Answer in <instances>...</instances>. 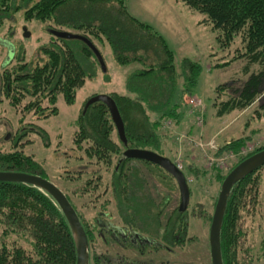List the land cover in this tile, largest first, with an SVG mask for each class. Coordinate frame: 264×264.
<instances>
[{"label": "trees", "instance_id": "16d2710c", "mask_svg": "<svg viewBox=\"0 0 264 264\" xmlns=\"http://www.w3.org/2000/svg\"><path fill=\"white\" fill-rule=\"evenodd\" d=\"M178 1L204 15L202 21L210 24L216 32L215 39L221 49L229 47L239 37L241 46L236 50L239 54L215 66L225 67L239 58H246L250 63L262 66L260 71L251 74L244 82L237 98L221 101L216 114L223 116L236 108L249 106L264 84V0ZM19 10L23 12L25 20L33 19L48 24L53 22L55 26H50L47 30L73 28L75 33L86 37L102 57V50L109 47L117 63L132 66L125 78L124 93L114 91L108 94L114 99L122 117L126 146L118 135V140L112 137L115 126L102 102L91 104L85 113L80 111L78 128L74 131L70 144V150L75 151L79 159L83 153L95 165L90 180L101 167L106 172L112 166L111 195L115 200L126 199V188L123 185L120 187L124 163L136 160L140 163L150 162L126 159L122 152L125 148H142L166 156L161 144V139L166 135L163 130L164 122L171 120L172 124L177 125L181 120L180 96L193 93L201 64L188 58L175 62V54L168 48L162 35L130 14L126 0H0V26L14 11ZM53 37L48 46L41 47V53L45 57L42 64L36 62L33 65L19 53L15 64H7L0 70V102L7 100L13 108L22 104L19 111L24 115L19 117L17 125L22 123L26 113L32 112L37 116L29 126L21 125L16 128L11 149L0 148V171L25 172L48 179L43 163L37 161L32 154L25 153L23 147L31 142L30 135L33 133L46 135L37 121L58 113V97L62 95L66 103L72 104L76 90L83 85L85 77L95 74L94 67L99 62L83 41ZM151 114L154 115L153 118ZM182 138L188 140V145L195 143L192 142L194 138L186 135ZM249 139L246 136L229 141L219 146L215 154L236 153L244 146L249 147ZM263 148L264 139L254 151L240 157L227 170L216 169L215 177L220 185L234 166ZM79 152L81 155H78ZM189 155L186 154L185 158L196 164L198 159ZM114 159L117 161L113 165ZM263 167L264 165L236 182L229 193L220 230L223 264L253 263L252 256H245L250 251L249 247H243L245 229L241 225V219L251 211L255 210L253 214L257 212L255 194L260 182L258 173ZM186 169L188 173L201 172L193 163H188ZM181 171L183 172L182 164ZM98 173L95 178L102 181V176ZM98 185V182L91 185L88 181L82 189L91 190L90 195L96 196ZM62 192L76 211L86 233L89 264H152L119 256L115 260L117 263H114L112 258L92 252L91 242L95 231L83 222L70 195L65 190ZM217 196L218 192L213 198L210 213L206 211V214H200L204 218L208 215L209 222ZM109 202V199H105L103 208ZM176 221L177 224L163 228L164 238L172 235L167 241L172 245L183 242L187 231V221L182 216ZM96 222L94 226L99 231L105 229L114 242L116 236L111 226L99 223L98 219ZM174 228L179 235L177 238L172 234ZM156 240V237L147 239L148 244L143 246L169 250V246L163 247ZM142 247L136 246L139 251ZM260 251L256 258H264V237L260 242ZM0 264H76L75 243L69 224L55 200L38 187L23 182L0 181ZM162 264H168V261H163Z\"/></svg>", "mask_w": 264, "mask_h": 264}, {"label": "rangeland", "instance_id": "374dc122", "mask_svg": "<svg viewBox=\"0 0 264 264\" xmlns=\"http://www.w3.org/2000/svg\"><path fill=\"white\" fill-rule=\"evenodd\" d=\"M126 5L138 20L149 24L162 35L168 48L175 54V62L179 63L182 58H188L202 66L192 89L193 93L180 96L181 120L177 125L172 124L171 120H166L163 128L166 135L161 139L166 156L173 162L182 164L183 172L190 180L188 182L190 198L186 211L178 212L177 183L160 167L137 160L125 162L120 187L123 185V188H126L127 196L124 200L123 198L115 200L111 195L112 166L106 172L102 170L103 167L98 169L91 181L89 177L92 176L91 171L95 165L83 153L79 159L75 151L70 150L74 131L78 128V116L88 98L93 94L125 91V78L132 66L117 63L109 47L102 50L105 71L97 63L94 67L95 74L85 77L83 85L77 88L72 104L66 103L60 95L56 103L58 113L36 120L46 135L33 133L30 135L31 142L27 143L23 150L43 163L47 178L70 195L83 222L88 228L90 226L94 229L92 252L110 257L112 262L119 256L129 260H144L152 264H162L166 260L168 264H211L208 245L210 222L208 215L205 218L202 215L206 214V211L210 213L213 198L220 189V183L215 177L216 169L227 170L240 157L254 151L264 139V84L249 106L236 108L223 116H217L216 111L221 106V101L231 97L237 98L244 82L251 74L260 71L262 66L250 63L246 58L235 59L225 67L215 66L239 54L236 51L241 46L239 37L229 47L221 49L215 39L216 32L210 24L202 21L204 15L192 11L181 1L126 0ZM65 9L67 11V6ZM22 13L21 10L14 11L1 23L0 70L7 64H15V58L19 53L23 55L25 61L33 65L36 62L42 64L45 57L41 53V47L48 46L54 38L47 30L48 27L55 26L53 22L48 24L33 19L25 20ZM24 26L30 32L28 37L23 36ZM63 30L75 31L73 28L67 30V27H63ZM191 99H197L201 104L192 114ZM21 106L22 104L13 108L7 100L0 102L2 150L11 149L12 137L18 126H29L37 117L32 112L26 113L22 123L17 125L19 117L24 115L19 111ZM195 113L196 117L201 116L203 119L201 127L196 125ZM150 116L153 118L154 115ZM6 134H9L7 139ZM185 135L194 138L192 142L197 140L205 144L211 142L215 146L212 148L207 145L202 149L194 143L188 145L186 143L188 140L182 138ZM246 136L250 137L249 147L244 146L236 153L226 152L219 156L215 154L219 146ZM112 137L118 140L115 129L112 131ZM186 154L198 159L197 163L189 162L185 158ZM78 155H81V152ZM116 161L114 159L113 165ZM188 163H193L201 172L188 173L186 169ZM78 169L81 172L78 173ZM98 172L102 176V181L95 178L99 175ZM258 176L260 182L255 194L257 212L253 214L255 210L251 211L241 219V225L245 229L243 247H249L250 251L249 253L245 251V256H252V264H264L263 256L256 258L261 252L260 242L264 237V167ZM88 181L91 185L99 183L96 196L90 195L91 190L82 189ZM105 199H109L110 202L103 208ZM181 216L187 221L186 235L183 242L172 245L167 242L172 235L164 238L163 228L166 225L168 228L177 224L176 220ZM97 219L99 223L111 226L112 229H131L149 240L156 237V242L163 244V247L169 246V250L154 249L147 245L139 251L136 246L129 242L125 243L119 234L113 238V242L105 229L99 231V228L94 226ZM175 231L174 228L172 234L177 238L179 235Z\"/></svg>", "mask_w": 264, "mask_h": 264}, {"label": "water", "instance_id": "95a60500", "mask_svg": "<svg viewBox=\"0 0 264 264\" xmlns=\"http://www.w3.org/2000/svg\"><path fill=\"white\" fill-rule=\"evenodd\" d=\"M22 31L24 37H28L30 35V32L25 26L22 27ZM48 32L57 38L78 39L83 41L93 51L102 70L105 71V62L102 55L86 37L64 30L49 29ZM95 102H102L106 105L111 120L115 126L117 135L124 146H126L127 139L124 130V123L114 99L108 94H95L88 98L84 104L82 113H85L86 109ZM8 135L9 134H6V139L8 138ZM122 156L126 159L128 158L148 161L158 165L164 171L170 174L176 181L179 190L178 211L184 212L187 209L190 198L189 186L184 173L174 164L171 159L152 150L142 148H125V150L122 152ZM263 165L264 148L256 151L255 153L240 161L227 173V175L222 180L208 231V244L211 264H223L220 248V230L227 199L233 185L247 174L255 171ZM0 181L23 182L38 187L39 189L48 193L60 207L72 231L76 249V264H89V245L86 233L76 211L68 201L65 194L55 183L39 175L15 171H0Z\"/></svg>", "mask_w": 264, "mask_h": 264}, {"label": "flooded vegetation", "instance_id": "af4514ba", "mask_svg": "<svg viewBox=\"0 0 264 264\" xmlns=\"http://www.w3.org/2000/svg\"><path fill=\"white\" fill-rule=\"evenodd\" d=\"M113 231L115 233V236L119 234L121 239L125 243L129 242L133 246L142 247L144 244H148L146 238H144L141 234L137 233L136 231H132L131 229L116 228V229H113ZM120 243L123 244V242H120Z\"/></svg>", "mask_w": 264, "mask_h": 264}, {"label": "built area", "instance_id": "2783aa9c", "mask_svg": "<svg viewBox=\"0 0 264 264\" xmlns=\"http://www.w3.org/2000/svg\"><path fill=\"white\" fill-rule=\"evenodd\" d=\"M190 104H191L190 106L192 107L191 110H190V114L196 112V110L199 109V108H200V105H201V104H200V101H198L197 99H191V100H190ZM194 115H195V118H196V124H197L199 127H201L202 124H203V119H202V117H201V116H197V117H196V113H195ZM197 141H198V140H197ZM194 145H195V146H199V147H201L202 149H204V147L207 146V145H210V147H212V148H214V146H215V145L212 144L211 142L205 144V143H203L202 141L195 142ZM176 165H177L178 168L181 169V165H180V164L176 163ZM187 181L190 182L189 179H187Z\"/></svg>", "mask_w": 264, "mask_h": 264}, {"label": "crops", "instance_id": "0c3cea01", "mask_svg": "<svg viewBox=\"0 0 264 264\" xmlns=\"http://www.w3.org/2000/svg\"><path fill=\"white\" fill-rule=\"evenodd\" d=\"M127 8H128V11L130 12V14H132V13H131L132 11L129 9V7H128V6H127ZM132 15H133V14H132ZM133 16H134V15H133Z\"/></svg>", "mask_w": 264, "mask_h": 264}]
</instances>
